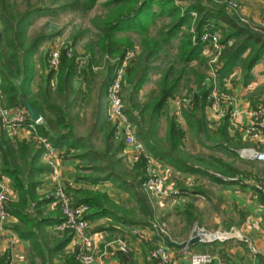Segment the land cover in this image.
Listing matches in <instances>:
<instances>
[{"label":"trees","instance_id":"1","mask_svg":"<svg viewBox=\"0 0 264 264\" xmlns=\"http://www.w3.org/2000/svg\"><path fill=\"white\" fill-rule=\"evenodd\" d=\"M51 1L58 5H41L38 0H26L25 9L21 11L18 9L17 0H0V104L5 107H23L21 99H25L42 117V122L36 125V134L47 138L55 148L74 154L73 157L79 160V168L82 170L78 177L91 184L111 182L119 195H127V199L135 203L116 201L109 193L98 189H68L73 204H88L87 219L107 217L111 221L110 226L112 222H117L127 226L139 224L156 230L151 219V205L144 199L140 188L145 177L146 155L141 153L134 168L129 169L120 156L124 144L115 138L113 128L101 111L102 106H106V100L103 105V99L106 98L113 65H108V75L104 76L101 85L96 84L90 68L82 71V76L85 74L88 94L90 95L93 88L96 90L94 97H91L94 102L93 127L103 134L101 149H97L89 138L74 134L68 115V104L71 107V101L68 104L65 100V104L55 102V96L66 97L71 91H75L77 102L80 92L74 86V56H68L65 49L61 50L56 88L52 90L49 85H44L41 74L34 88L38 74L36 57L40 55L41 46L59 31H40L28 39V27L33 18L36 15L55 14L57 9L65 10L68 6L71 10H89L99 0ZM102 8L100 13L90 19L97 32L84 44V48L91 52V64L96 62L95 53L121 57L127 49L136 46L131 34L139 36V55L126 74L125 83L128 82L127 89L130 88L128 91L131 96L127 97L129 103L124 105V112L137 124L136 135L143 142L147 153L180 173L208 177L213 183H227L214 175L211 172L213 170L226 177L247 175L248 172L236 163L239 158L236 150L241 146H248L249 143L236 142L227 133V117L224 118V124L215 131L207 126L205 114L210 100L203 82L208 75L206 68L210 58L204 55L206 44L201 41V35L208 30L220 31L223 50L219 58L221 64L216 69V83L219 90L231 93L228 83H236V73L246 87L255 80L254 67L260 63L264 66V33L240 24L227 12L225 4L212 0H104ZM192 12L196 13L195 18ZM157 18H164L165 21L153 36L149 34V27L152 23L155 24ZM44 25L49 26L48 22ZM121 33L126 35L121 37ZM76 39L77 37L74 40ZM170 47L175 49L174 54H171ZM154 75V92L149 98H142L140 91ZM191 86L195 87L196 92L191 95L192 107L182 109L181 124L169 116L168 110L171 108L168 109V100L185 89L192 91ZM262 89L264 90V84H259L249 91L248 97L253 107L257 105L253 96ZM262 102L264 103V99ZM162 118L167 123L166 147L157 145L153 138L157 136L158 123ZM26 119L31 121L27 113ZM199 126L203 130L200 141L210 137L213 142L211 147L221 150L224 156L193 155L186 148L187 132L195 134ZM43 150L44 147L37 144L32 137L10 139L0 127V176L9 179L12 190L17 194L16 200L4 201V210L16 219L11 225L14 233L21 240L29 242V256L39 257L42 264L54 257H61L63 264H78L75 251L66 250L71 241L70 233L65 232L58 236L48 231V227L63 220V215L59 204L52 205V196L38 192L43 176L50 170L49 165L41 159ZM203 164L213 170L210 171ZM128 173H132V180L127 178ZM256 190L264 203L262 190ZM202 191L201 187L193 190L194 193ZM194 211L195 206L191 201L183 212L186 221H192ZM159 233L163 234L161 231ZM121 258L128 260L130 254L121 253ZM6 261L2 257L0 264Z\"/></svg>","mask_w":264,"mask_h":264},{"label":"crops","instance_id":"2","mask_svg":"<svg viewBox=\"0 0 264 264\" xmlns=\"http://www.w3.org/2000/svg\"><path fill=\"white\" fill-rule=\"evenodd\" d=\"M239 1L242 11L246 15L250 16V18L254 21L258 22L264 18V0ZM260 64L262 65H260L261 67L256 65L253 69L255 80L246 87L242 85L241 78H239L238 73H236V83L234 85L228 83V87L231 89V94L236 95L241 101L245 100V97H248V94L247 96H245V94L249 93V89L253 88V86L259 82L258 77H264V66L262 63ZM44 73L42 82L44 85H48L50 82V80H48L49 75L45 72V70ZM73 80L75 89L81 88L84 92L80 95V97L83 98L85 93L88 94V88H86L82 79L78 80L74 77ZM34 88H36V86H34ZM128 89L130 88L128 87ZM94 95L95 94L87 95L90 106L88 107L86 117L87 123L89 126L91 125L92 128L94 126V118L91 117V113L94 111V104H92L93 100H91V97H94ZM104 100H106L105 97L103 99V105ZM106 108L107 101L106 106H102L101 108L103 116H106ZM239 109L242 112L236 116L235 120L227 118V133L230 136H233L234 141L236 142H248L243 139V133L241 130L242 125L247 123L248 116L244 113L246 110L244 106L242 108L240 105ZM208 115L210 117L209 120L212 123L211 126H214L215 128L221 126L225 122L224 120H218L211 117L212 114L209 111ZM70 124H72V122ZM26 135V131H22L19 134V138L28 139ZM86 135L77 136L89 138V136ZM248 143V146H257L253 145L251 142ZM260 147H264V145H260ZM130 152V148H126L125 150L123 149L120 156L128 160L127 156H129ZM73 156L74 154H69L67 159L62 163L61 178L58 183L64 185L67 190L72 187H88L105 191L116 201H120L121 197L122 199L125 197L118 194L116 187L111 182L91 184L87 180L78 177L79 174H82V170L79 168V160ZM155 162L160 174L164 178V184L167 188L174 186L178 189L188 190V193L184 198L170 197L163 199V202L165 201L166 205H163L161 199H157L152 196L156 199V201L158 200L156 203L162 210L161 216H165V214L167 215L168 231L165 232L166 234L161 233L162 235H160L157 230H151V228L139 224L127 226L117 222H112L113 224L110 226L111 221L107 217L92 220L88 219V232L94 236V242L89 247L91 249L90 253L93 255L94 262L102 261L105 264H154V260L151 259L149 255L150 250L156 245L164 243L169 246L172 251L173 258L179 264H189L188 255L183 254L182 251L183 244L188 240L190 230L193 225L196 224L197 226L206 229V224L204 222L207 219L206 217L210 215L213 219V231H233L232 237L229 239L234 238L240 241L242 240L241 244H230L229 241L225 240L226 242H224L218 240L213 242L218 243L213 244L208 251H200L196 245H198V243L206 242L198 240L188 243L189 252L210 253L213 259L209 264H263L261 256L252 254L248 248L249 245L246 243L248 241L246 240L245 242L243 239L249 238V240H251L257 248H264V203L261 201L259 193L256 190V188H259L257 181L260 180V178L264 179V175L251 176L250 174H239L232 177H226L219 172H213V174L217 177L227 181L225 184H220L213 183L208 177L180 173L160 159L155 158ZM261 169L264 170L263 167ZM232 178L237 179L235 180ZM55 184L56 182L54 180H52L48 175H45L43 176V182L38 188V192L48 194L53 189ZM199 187H201L203 191L201 193H194L193 190ZM262 195L264 196V193ZM9 197L12 200H16L17 194L15 192L10 193ZM191 201L194 203L195 211L194 218L191 222H188L183 217V212L187 209V204ZM49 208H52V206H49ZM160 208L153 205L152 214H155L158 219L159 217L157 215L160 214L157 213V210ZM155 216H153V218ZM15 221L16 219L11 217L8 222L4 223L2 230H0V259L5 257L6 260L11 259L18 264H42L39 257L35 256L32 258L31 255L29 256V242L21 240L11 229V225ZM53 226L48 227V231L59 236V234L53 230ZM131 227L145 229L147 239L140 241L132 236L130 234ZM117 239H121L125 242V249L121 248ZM235 241L237 242V240H233V242ZM80 246L83 248L80 244L73 245L71 241L67 245L66 250L67 252H72L73 248ZM42 249L46 253L44 246H42ZM121 253L130 254V258L128 260H123V258H121ZM44 264H63V259L61 257H54L50 261L45 260Z\"/></svg>","mask_w":264,"mask_h":264},{"label":"built area","instance_id":"3","mask_svg":"<svg viewBox=\"0 0 264 264\" xmlns=\"http://www.w3.org/2000/svg\"><path fill=\"white\" fill-rule=\"evenodd\" d=\"M213 2L223 1L228 12L235 16V19L242 25L253 31H259L264 33V19L258 22H252L245 17L240 10V5L237 0H212ZM192 16L195 18L196 13L192 12ZM193 32V27H191ZM220 31L217 29L208 30L201 35V41L206 44V50L211 52L209 61V71H212V75L205 78L203 85L208 89V100H210L207 110L218 120H224L227 117L230 120H235L236 116L242 111L239 109H246L244 111L248 116L247 123L242 125L241 130L243 133V139L251 142L253 145L240 147L237 149V153L250 161H256L264 168V105H257L251 107L245 100H240L236 95L228 93L227 91L219 90L216 83V69L220 66L219 58L223 50V44L220 42ZM70 42H65L61 39H56L55 42L49 46L46 54V66L45 72L51 76V85L57 84L58 73L60 66L61 50H67L68 56H74L75 59V78L81 80L82 71L86 68H90L92 72H98L103 65L95 63L90 64L91 56L83 55L79 56L74 54ZM205 50V51H206ZM137 52L134 48H129L121 57L106 55L104 61L110 62L108 65H113L111 79L106 89V119L112 126L116 136L122 140L124 144V150L130 148L131 152L128 158L130 164H134L141 153H144L147 158V165L145 168V177L141 182V188L147 194L157 198L165 199L170 197L184 198L188 190L178 189L174 186L167 188L164 184V178L160 174L155 158L147 153L143 142L138 139L135 133V126L132 120L129 119L124 112V104L122 99L123 86L125 85L126 74L129 67L135 61ZM1 84V75H0ZM2 99V92L0 89V103ZM171 110L176 116L181 117V110L183 107H192L191 96L173 97L168 100ZM42 119L36 121H27L26 110L24 107H5L0 104V127L10 139L19 138V134L22 131H26V137L33 138L37 141V144L42 145L44 150L41 155V159L44 163L50 167L47 175L56 182L53 189L48 193L54 198V204H59L63 220L53 226V230L62 235L65 232L70 233L71 241L73 245L80 244L83 248H73L75 251V257L78 264H105L102 261H93V255L90 253V245L94 242L93 234H89V220L86 218V214L89 210V206L86 203L73 204V198L71 193L66 189L64 185L58 183L61 178L62 163L67 159L68 155L65 149L55 148L47 138L36 134V125L41 123ZM20 139V138H19ZM237 179V178H232ZM241 182V181H239ZM259 188L264 193V179L260 178L257 181ZM10 186L9 179L5 176H0V230H2L4 223L10 220V216L5 212L3 203L9 197L10 193H13ZM156 229V224L153 223ZM162 232V228H159ZM233 231L222 232L219 230L209 231L200 226L194 225L190 231L187 241L192 240L195 236L199 237L201 242H214L224 241L232 237ZM130 234L140 241L147 239L146 230L139 227H131ZM249 245V250L254 255H260L264 264V248H257L249 238H244ZM70 241V242H71ZM121 248L125 249V242L121 239H117ZM183 254L188 255L189 264H209L213 257L210 253H191L188 250V244L182 247ZM151 259L154 260V264H179L174 258L171 249L167 244L160 243L153 247L149 253ZM4 264H18L13 260H7Z\"/></svg>","mask_w":264,"mask_h":264},{"label":"rangeland","instance_id":"4","mask_svg":"<svg viewBox=\"0 0 264 264\" xmlns=\"http://www.w3.org/2000/svg\"><path fill=\"white\" fill-rule=\"evenodd\" d=\"M26 0H17V2L19 3L18 9L19 10H24L26 3ZM31 2H35L37 0H30ZM40 1L41 5H55L57 6L58 3L51 1V0H38ZM64 1V0H62ZM61 1V2H62ZM104 0H99L92 9L89 10H84L83 9H74L71 10V7H66L65 10H60L57 9L55 14L51 13L48 15H43V16H35L32 20L31 25L28 27V34H27V38H32L33 36H35L37 33H39L40 31L42 32H47V31H51V32H56L59 31V33H56L55 36H53V38L47 40L40 48V55L38 54V56L36 57V67H37V76H36V84L35 86L38 84L37 81H39L40 75L43 77L44 70H45V66H46V54H47V50L49 48V46H51L56 39H61L65 42H70L71 45L73 46L72 49L74 51V54H77L79 56H83V55H90L91 52L88 51L87 49L84 48V44L86 42L89 41V39H92L95 36V33L97 32L96 29L92 26L90 19L100 13L103 8H102V2ZM239 5H240V1L237 0ZM219 4H224L223 1L217 2ZM241 7V5H240ZM227 12L228 9L226 8ZM241 13L247 17L250 21L252 22H256L254 21L252 18H250V16L246 15L243 11H242V7L240 8ZM229 13V12H228ZM231 14V13H229ZM234 18L235 16L233 14H231ZM264 19V18H262ZM261 19V20H262ZM165 21L164 18H157L155 21V24H151L149 27V34L151 35H156L157 33V29L159 26H161V24ZM260 21V20H259ZM46 22H48L49 26H45L44 24H46ZM259 32V31H257ZM262 33V32H261ZM130 34V33H128ZM126 34L121 33L119 34V36H124ZM131 38L134 41V43L136 44V46H133V48L136 50L137 52V56L139 55L140 49L138 46V42H139V36L137 34H131ZM77 37L76 41L74 40ZM206 50V49H205ZM170 52L171 54L175 53V49H173L172 47H170ZM111 56L109 54H99V53H95V57L94 60L96 61L95 64L98 65H103V67L98 71V72H92V75L95 78V82L96 84L101 85V83L103 82L104 76H106L107 73V69H108V64L110 62L108 61H104L105 56ZM204 55L208 56L209 58H211L210 56H212L211 52L209 51H204ZM91 56V55H90ZM170 57V55L168 56V58ZM41 59H42V63H41ZM209 61L208 60V66L206 68V72L208 74V76L212 75V71H209ZM43 64V66H41ZM261 64H258L259 67ZM42 67V68H41ZM86 72V71H85ZM76 75V74H75ZM74 75V77H75ZM51 76H48V80H50ZM156 78V76H152L150 82H148L140 91V96L142 98H149V96L151 95V93L154 92L155 90V85L154 83V79ZM82 81L85 83V86L87 88L86 85V81H85V74H83L82 76ZM258 83H256L253 88L249 89L252 90L255 88V86L259 85V84H264V77H258ZM48 85L50 86V88L53 90L54 88L57 87V85L53 84L51 85L50 82L48 83ZM128 86V82L126 81L124 87H123V94H122V99L124 101V105H127L129 103V98L127 99L128 95L131 96V93L128 91L127 89ZM192 87V91H187L186 89L183 90L180 94H177L175 97H184V96H191L194 92H196L195 87ZM76 90V89H75ZM78 91L80 92L77 102L75 101V91H71L66 97L63 96H55V102L58 104H65L67 102V104L71 101V107H69L68 104V108H69V120L71 124V128L74 132L75 135H86L89 136L92 144L97 148V149H101L103 147V138H102V133L101 131H99L98 129H94L92 130V126L87 123V113H88V107L90 106L89 100L87 99V93L84 94L83 98L80 97V95H82L84 92L80 89H78ZM95 93V88L92 89V91L90 92V94H94ZM248 93L245 94V96H247ZM253 98L256 100V104L259 105L261 104L264 105V103L262 102V100L264 99V90H259L258 94H255L253 96ZM64 100L66 102H64ZM245 100L249 103V105L251 107V101L249 100V97H245ZM92 104L93 101H92ZM256 105V106H257ZM79 106V108H78ZM168 106V105H167ZM171 107L170 105L168 106ZM183 108H187L188 107H183ZM182 108V109H183ZM134 113H137L136 110H133ZM169 111V116H171L172 118H175L176 121L180 122L181 124H183V119H182V110H181V117L180 116H176L174 114V112L172 110H168ZM82 112V113H81ZM206 120H207V126L208 128H210V130L215 131L217 128H215L214 126H211V122H210V117L208 115V110L206 108ZM75 113L77 115H75ZM93 114L94 111H92L91 113V117L93 118ZM200 116V114H198V117ZM134 126H135V133H137V124L135 122ZM166 119L162 118L159 123H158V131H157V136L153 137L156 144L159 145L160 147H166L167 146V141L165 139V130H166ZM98 127V126H97ZM112 127V126H111ZM202 129L199 126V129L197 131V133L193 134L190 133L189 131L186 134V138H185V146L188 150H190V152L193 155L198 154L199 156L205 155V156H213V155H223V152L221 150L218 149H214L213 147H211V145L213 144V142L211 141V138L208 137L206 139H204L203 141H200L201 138V133H202ZM115 138L120 140L118 136H116V134L114 133ZM202 140V139H201ZM239 158L237 159V164L238 166L242 169L248 172V174H250L251 176H263L264 175V170L261 169V164L259 162L256 161H250L246 158L241 157L238 154ZM123 162L126 163L127 167L129 169H133L134 168V164H130L126 159L123 158ZM203 166H206L203 164ZM208 167V166H206ZM120 168V170H122V167H118ZM208 169H211L210 167H208ZM212 172H216L215 170H213ZM145 174V173H144ZM127 178L129 180H132L133 176L132 173H128L127 174ZM142 190V189H141ZM143 191V190H142ZM142 195H144V199L147 201V203L149 205H151L152 211H153V205L160 208L156 202H158V200L156 201V199H154L150 194H147L146 192H142ZM123 200L125 202H128L129 204H133L134 202L132 200H130L129 198L127 199V195L125 197H121L120 201ZM123 202V204L125 203ZM163 202V200L161 201ZM135 204V203H134ZM163 205H166L165 201L163 202ZM157 213L160 215H157L159 217V219L155 216V214L152 215V220L153 222L156 224V230H159V228H162V232L164 234H166L165 232L168 231V222H167V215L165 214V216H161L162 210L161 208L157 210ZM153 216H155L153 218ZM161 217V219H160ZM207 219L205 220V224H206V229L213 231L214 227H213V222H212V217L210 215H208L206 217ZM196 225V224H195ZM194 226V225H193ZM193 226L191 227V229L193 228ZM152 230V229H151ZM191 231V230H190ZM160 232V231H159ZM161 232V233H162ZM233 240H237V242H233ZM229 241L230 244H241V241L238 239H229L226 240ZM224 240V242H226ZM218 243V242H215ZM213 242H206V243H198L197 248L200 249V251H208L213 244H215Z\"/></svg>","mask_w":264,"mask_h":264},{"label":"water","instance_id":"5","mask_svg":"<svg viewBox=\"0 0 264 264\" xmlns=\"http://www.w3.org/2000/svg\"><path fill=\"white\" fill-rule=\"evenodd\" d=\"M21 102H22L23 107L26 110L27 115L29 116L31 120L36 121V120L42 119L40 113L33 106H31L25 99H21ZM198 240H199V237L195 236L192 240L184 242V244H188V243H191L193 241H198Z\"/></svg>","mask_w":264,"mask_h":264}]
</instances>
